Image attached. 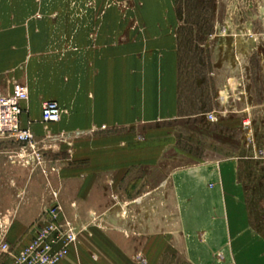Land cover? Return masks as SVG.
Segmentation results:
<instances>
[{"label":"rangeland","instance_id":"1","mask_svg":"<svg viewBox=\"0 0 264 264\" xmlns=\"http://www.w3.org/2000/svg\"><path fill=\"white\" fill-rule=\"evenodd\" d=\"M30 1L38 9V13L29 16L31 22L76 23L78 30L72 33L77 34L78 40H81V34H87L92 45L85 48H82L84 45L77 46L76 51L83 58V62L76 65L77 73L86 69V52L89 48L95 49V58L107 50L113 53L114 48L129 43L127 40L131 41L137 33L144 40L145 32L137 29L141 22L138 10L140 7L154 6L157 2ZM158 1L163 8H174L178 15L177 19L174 14L182 60L181 119L156 124L140 121L136 127L127 128L115 124L94 126L90 123V116H81L82 110L70 109L77 102L70 107L69 104L59 103L63 112L61 122L46 125L41 120L40 130L32 131L34 138L31 146L0 134V154H8L12 166L28 170L30 182H44L46 185L40 192L41 201H52L44 210L43 221L30 226V241L22 243L20 251L6 241L10 224L0 216V264H9L12 255L24 251L50 226L49 212L53 210H58V224L69 220L79 232L76 244L62 264H99L101 260L117 259V256L112 257L113 247L121 248L122 244L133 251L147 243V236L152 230L157 231L163 239H166V235L173 236L169 244L177 249L181 248L180 239L184 236L190 244L199 242L210 246L208 239L199 238L198 235L194 238L189 232L192 231L190 227H194L189 214L199 208L192 205L187 208L188 197L181 198L184 191H179L176 185L190 170H215L216 159L213 157L217 154H204L208 146L217 145L220 149L237 154L234 159L229 158L231 154L218 155L216 161H234L237 176L245 186V199L253 224L264 231V205H261L264 202V0ZM133 24L138 26L134 27V31L131 30ZM10 81L12 87L15 80ZM77 81L76 78L73 80L75 90ZM82 82L87 86L86 79ZM52 83V78L47 80L44 91L53 90ZM211 113L216 116L214 121L207 117ZM247 116L251 120L250 128L242 124ZM131 135L136 138L135 142L126 139ZM168 144L176 154L164 153L168 150ZM128 149L137 150V154L140 151L139 157L126 160L127 154H121V150ZM36 154L40 155V159ZM90 154H109L110 158L109 174L99 176L89 197V188L65 192L53 185L54 179L59 181L61 176V167L56 163L59 158L67 157L70 164L67 169H70L87 163L86 159L78 158ZM123 162L135 163L134 169L125 174L126 177L121 171V167L125 168L121 164ZM0 178L1 182L6 183L12 177L1 175ZM138 179H141L138 184L140 188L130 189ZM14 181L11 189L4 191V194L20 192L21 176ZM13 197H9L10 202L16 201ZM183 199L187 202L181 204ZM62 200L71 202L70 207H65ZM171 200L177 201L173 207L165 203ZM2 241L9 244L10 254L3 253ZM11 242L17 243V240ZM210 248L213 247L210 246L209 251ZM211 253L213 255H205L207 261L213 264L226 262L221 254L214 255L216 250ZM132 258L135 264H147L146 257L140 253ZM9 259L11 261L8 263Z\"/></svg>","mask_w":264,"mask_h":264},{"label":"crops","instance_id":"2","mask_svg":"<svg viewBox=\"0 0 264 264\" xmlns=\"http://www.w3.org/2000/svg\"><path fill=\"white\" fill-rule=\"evenodd\" d=\"M33 6L30 0H0V93L10 91V80L27 84L29 100L22 105V128L35 132L40 130L42 106L46 101L69 104V107L77 102L70 109L82 110L81 116H90V123L94 126L115 124L127 128L136 127L140 121L156 124L181 119L182 60L175 22L178 15L174 8H163L158 0L154 6L140 7L138 15L141 22L137 29L145 32L144 40L137 33L131 41L127 40L129 43L114 48L113 53L107 50L95 58V49L89 48L86 52V69L77 73L76 65L83 62L76 51L79 48L77 46L84 45L82 48H85L92 45L87 34H81V40H78L77 34L72 33L78 30L76 23L31 22L29 16L38 11ZM134 27L138 26L133 24L132 31ZM50 78L53 90L44 91L46 81ZM75 78L79 80L76 90L73 82ZM85 79L87 86L82 82ZM126 139L136 141L134 135ZM166 146L169 147L164 153L176 154L169 144ZM139 153L137 150H121V154H127L126 160L137 159ZM204 154H217L213 157L216 160L222 154H231L230 159L237 155L217 145L208 146V149L206 147ZM7 156L0 154V177L5 175L12 178L6 183L1 182L0 178V216L10 224L6 241L20 251L22 243L30 241V226L43 221L44 210L52 201L50 204L42 202L40 192L46 184L38 180L30 182V172L12 166ZM209 157L212 159V156ZM109 158V154L81 156L78 160L86 159L87 163L67 169L70 166L69 159L61 157L56 162L61 167L60 180L54 179L52 183L65 192L89 188V197L99 176L109 174ZM216 160L215 170H190L176 184L179 191H184L180 197H188L189 204L185 206L199 208L189 214L194 225L189 232L194 238L198 235L199 238L208 239L209 245L213 247L210 251V246L199 242L190 244L185 236L179 238L182 246L177 249L169 244L173 236L166 235V239H163L157 231L152 230L144 246L136 247L133 251L122 244L121 248L113 247L111 254L117 259L101 260L99 264H135L132 257L139 253L146 257L147 264H213L207 261L205 255H213L211 252L215 250L217 253L214 255L221 254L226 261L223 264H264V231L253 224L245 199V186L237 176L234 161ZM121 164L125 166L121 167L124 175L130 173L135 165L131 162ZM19 176L20 192L4 194ZM140 182L141 179L133 182L130 189L135 190ZM211 185L214 187L211 188ZM71 196L74 198V195ZM9 197H13V200L16 198V201L10 202ZM185 201L183 199L180 203ZM69 203L64 201L63 205L70 207ZM74 203L78 205L79 202ZM165 203L173 207L177 201ZM11 240H17L14 243L18 245L12 244Z\"/></svg>","mask_w":264,"mask_h":264},{"label":"built area","instance_id":"3","mask_svg":"<svg viewBox=\"0 0 264 264\" xmlns=\"http://www.w3.org/2000/svg\"><path fill=\"white\" fill-rule=\"evenodd\" d=\"M29 100L28 86L20 82H14L8 93H0V134L12 137L20 144L31 146L34 135L31 129L22 128L23 103ZM63 112L56 101H46L42 106L41 120L43 124H57L61 122ZM210 121L215 120V114L207 115ZM245 128H250L251 120L247 116L242 120ZM40 159V155L36 154ZM214 185H211L213 188ZM58 210L50 213L49 227L43 230L38 237L21 253L12 255L9 264H60L68 258L72 246L77 242L79 232L74 224L65 220L58 224ZM3 253L10 254L8 243L1 244Z\"/></svg>","mask_w":264,"mask_h":264}]
</instances>
